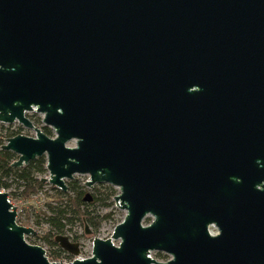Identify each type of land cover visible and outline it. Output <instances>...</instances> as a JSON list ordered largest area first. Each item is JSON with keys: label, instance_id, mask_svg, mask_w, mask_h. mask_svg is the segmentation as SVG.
I'll return each instance as SVG.
<instances>
[{"label": "water", "instance_id": "95a60500", "mask_svg": "<svg viewBox=\"0 0 264 264\" xmlns=\"http://www.w3.org/2000/svg\"><path fill=\"white\" fill-rule=\"evenodd\" d=\"M0 123L35 132L12 167L44 156L42 182L87 175L126 212L52 261L0 190V264H264V0H0Z\"/></svg>", "mask_w": 264, "mask_h": 264}, {"label": "trees", "instance_id": "16d2710c", "mask_svg": "<svg viewBox=\"0 0 264 264\" xmlns=\"http://www.w3.org/2000/svg\"><path fill=\"white\" fill-rule=\"evenodd\" d=\"M36 115L33 113L31 116L35 117ZM33 117L31 118L34 124H39L45 134L50 137L54 136L52 129L43 125L40 117L35 120ZM12 126L0 123V190L7 191L9 188H13V195H20L23 198H29L31 195L43 191L47 199L45 202L47 212L42 213L41 221H38L39 217L37 216L36 223L44 222L47 225V232L41 237L51 248L47 257L52 261H58L63 256L70 257L55 242V236L69 232L76 238L74 227L77 223L89 226L93 232L96 231L101 222L110 217V213L100 215L94 211V203L100 201L102 205L108 206L109 199L114 196L115 191L111 185H101L105 189V196H99L101 192L97 191L99 195L90 193L91 200L85 201L84 185L75 179H70L67 181V191L64 192L53 187L55 194L48 196L44 191L47 183L41 181L42 176L47 173L45 157H37L21 167H12L11 163L17 158V155L1 148L6 138L21 133L20 126H15V128ZM18 190L20 191L18 192ZM20 224L23 223L20 222ZM29 239L32 241V238ZM31 241L29 243H34Z\"/></svg>", "mask_w": 264, "mask_h": 264}, {"label": "rangeland", "instance_id": "374dc122", "mask_svg": "<svg viewBox=\"0 0 264 264\" xmlns=\"http://www.w3.org/2000/svg\"><path fill=\"white\" fill-rule=\"evenodd\" d=\"M27 117L29 118V120L34 124L33 120L31 117L32 114H26ZM40 114H37L35 117H33V119L35 120V118L40 117ZM42 119V117L40 118ZM36 127L40 128L39 124H34ZM12 128H15V126L13 125ZM20 134H24L27 136H34L35 132L33 130L30 129H26V130H21ZM68 146H74V142H69ZM42 177H48V172L46 174H44ZM72 179H75L77 181H79V183H81L82 185H84V193H93V194H97V191H100L101 194H97L101 197L105 196V189L103 187H101V185H108V184H95L93 186L92 189H89L85 186L86 180L88 179L87 175H80V174H76L73 176ZM68 181V180H67ZM66 181V184H67ZM47 183V182H46ZM113 187V186H112ZM115 193L114 196L118 194L119 189L117 187H113ZM4 191V190H1ZM13 188H9L7 191L8 193V197L11 198L10 202L12 203L13 206H16V213H17V222L19 220V223H23L20 225L26 226V227H32L35 231H36V235L34 236H26L25 239L26 241L29 243V241H31L29 238H32L31 244H35V245H39L41 246L46 253V256L48 254H50V247L48 246V244L41 238L46 232H47V225L44 222H40V224L36 223V219L37 216L39 217L38 221H41L40 219L42 218V213L43 212H47V205H46V198L45 195L43 193V191L39 194H35V195H31L29 198H23L20 195H13ZM20 190H18L19 192ZM44 191L48 194V196H52L55 194V189H53V186L50 185L49 183H47L44 187ZM10 194V195H9ZM114 196H112L109 199V204L108 206H104L101 204L100 201H96L94 203L93 208L95 209L94 211H96L97 213H99L100 215L105 214V213H110V217L108 219H105L101 222L99 228L96 231H92V229L85 225L88 230L90 231V233H86L85 232V226H83L80 223H77L74 227V232H75V237H73V234L66 232L62 235H66L69 237V239L73 242H78L79 243V255L77 257H81V258H86L89 257L91 255V250H92V240L94 237H98V238H109L112 234V231L114 229V227L123 220L126 212L125 210H122L120 208H118L115 203H114ZM147 221H143V224H146ZM114 244H118V240H113ZM65 254H69L70 253L65 251ZM151 257L154 258L156 261H166L169 256H163V255H159L157 254L155 251L151 252ZM50 260V259H49Z\"/></svg>", "mask_w": 264, "mask_h": 264}, {"label": "flooded vegetation", "instance_id": "af4514ba", "mask_svg": "<svg viewBox=\"0 0 264 264\" xmlns=\"http://www.w3.org/2000/svg\"><path fill=\"white\" fill-rule=\"evenodd\" d=\"M33 114V113H32ZM199 153H200V155H201V157H204L205 156V154H207L208 153V149L207 148H200L199 149ZM208 155V154H207ZM204 163H206V162H204ZM205 168L206 167H208V165H203ZM220 201H223V204L225 203V201H226V197H225V193H224V191L221 193V195L217 198V199H215L214 200V202H220ZM152 219H153V217H152V215H150V214H148V215H146L145 217H144V219H143V221H147V223L146 224H143V221H142V224L143 225H149L151 222H152ZM207 230H208V233L211 235V236H216V235H218L219 234V229H218V227H217V225H216V222L215 221H213V220H211L208 224H207ZM157 254H159V255H165V256H169V258L167 259V260H169V259H171V255L169 254V253H167V252H165V251H160V250H154ZM151 252H153V251H151ZM151 252H150V256H151ZM154 259V258H153ZM166 260V261H167ZM163 262H165V261H163Z\"/></svg>", "mask_w": 264, "mask_h": 264}, {"label": "built area", "instance_id": "2783aa9c", "mask_svg": "<svg viewBox=\"0 0 264 264\" xmlns=\"http://www.w3.org/2000/svg\"><path fill=\"white\" fill-rule=\"evenodd\" d=\"M32 113H35V112H28L27 114H32ZM36 114H38V113H36ZM40 116V118L42 117V115L40 114L39 115ZM41 122H42V119H41ZM6 125V124H5ZM11 125H14V126H20L21 128H22V130H26V128H24L23 126H21L19 123H13V124H11ZM75 257H77V256H74V255H70V257H68V256H63V257H61L58 261H60L61 260V262H69V261H72Z\"/></svg>", "mask_w": 264, "mask_h": 264}]
</instances>
